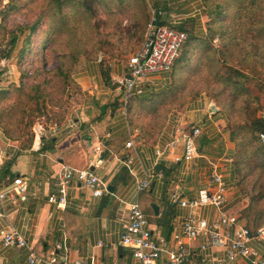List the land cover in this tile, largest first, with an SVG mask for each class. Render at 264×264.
<instances>
[{
  "label": "crops",
  "instance_id": "crops-1",
  "mask_svg": "<svg viewBox=\"0 0 264 264\" xmlns=\"http://www.w3.org/2000/svg\"><path fill=\"white\" fill-rule=\"evenodd\" d=\"M13 1L0 0V10ZM145 1L151 8L163 10L164 24L204 34V0ZM146 34L122 55L100 50L94 61L86 63L84 71L77 73L84 97L75 115L44 132L35 131L29 145L13 139L0 124L4 150L0 190L11 187L18 177L27 184L25 192L14 198L0 197V264H29L28 248L3 245V233L12 228L45 258L64 241L70 264L78 258L87 264H142L134 258L133 248L122 243L128 221L126 204L140 202L154 236L165 237L174 247L172 237L181 231L183 218L191 209L174 202L172 194L192 199L201 190L213 191V171L223 176L228 189L226 211L239 216L238 225L255 231L264 223V208L258 220L255 209L249 211L250 204L239 186L236 141L225 112L211 97L200 93L183 102L173 100L169 91L172 70L151 74L145 95L126 109L120 105L113 80L126 73L130 50L136 51ZM8 47L4 44L1 48ZM10 60L4 76L7 88L19 80L18 69ZM103 61L109 68L111 84L104 81ZM192 126H200L201 131L195 138L196 154L187 160L182 132H192ZM129 141L132 146L127 145ZM128 156L132 158L131 168L125 163ZM64 165L91 169L108 182L109 191L94 196L89 187L73 179L66 203L49 201L50 196L58 195L56 180ZM152 173L160 175L151 176L149 187L140 191L139 182ZM197 212L210 224L221 213L213 205L202 206ZM237 227L223 226L221 232L233 238ZM183 240L190 251V264H251L244 256L228 258L225 246L207 245L203 234ZM250 245L264 256V238L252 239ZM58 254L63 257L66 252L59 250ZM159 264H168L165 254Z\"/></svg>",
  "mask_w": 264,
  "mask_h": 264
},
{
  "label": "rangeland",
  "instance_id": "rangeland-1",
  "mask_svg": "<svg viewBox=\"0 0 264 264\" xmlns=\"http://www.w3.org/2000/svg\"><path fill=\"white\" fill-rule=\"evenodd\" d=\"M45 2L48 22L38 25L24 52L22 48L31 34L27 27L36 17L10 11L5 19L9 27L20 33L10 60L18 69L19 80L10 85L28 89L23 102L12 105L17 112L11 128L17 135L21 132V143H26L35 131L44 132L47 127L60 125L75 115L84 97L77 73L84 71L85 64L94 61L100 50L122 55L125 49L138 45L140 34L134 28L136 21L143 25L139 30L146 32L152 18V8L142 0H65L64 16L58 17L52 16L58 9L56 1ZM11 4L0 10V19ZM205 16L204 34L195 33L174 67V84L182 94L191 97L200 90L220 105L229 127L237 132L241 142L236 159L240 168L239 186L246 203L264 206V154L256 150L258 145L263 146L260 142L252 143L249 132L254 118H263L264 114V50L252 51L253 40L249 39L243 47L227 49L225 42L231 31L221 36L218 23L211 31L210 18ZM49 29L54 32L48 33ZM187 32L190 36L192 31ZM134 50H130L128 57ZM50 78L53 84L37 90L30 88ZM8 102L1 101L0 106L12 104Z\"/></svg>",
  "mask_w": 264,
  "mask_h": 264
},
{
  "label": "built area",
  "instance_id": "built-area-1",
  "mask_svg": "<svg viewBox=\"0 0 264 264\" xmlns=\"http://www.w3.org/2000/svg\"><path fill=\"white\" fill-rule=\"evenodd\" d=\"M163 11L157 7H152V18L148 24L146 38L141 46L129 55L126 64V73L113 80L116 86V93L119 103L126 109L135 98L145 95L147 87L151 82V74L157 72L172 71L180 58L183 49L189 39L187 31L176 28L168 24H160ZM9 66V59H0V92L7 88L4 80L5 68ZM264 118V114L262 115ZM200 126H192V132H182L185 139V157L192 160L196 154L195 138L200 133ZM259 140L264 146V131L259 134ZM133 142L129 141L128 146ZM174 143L171 144V147ZM4 150L0 146V161L4 157ZM131 168L132 158L128 156L125 161ZM160 173L146 174L139 182L138 189L144 191L151 182V176ZM215 189L213 191L201 190L199 195L192 199H184L179 193L172 194V200L181 206H187L191 212L183 218L181 231L173 235L172 247L170 241L163 236H154L150 228V222L145 214L140 202L127 203L128 221L125 224L122 243L133 248V256L142 264H159L163 254L166 255L168 264H190V251L184 243V238L194 239L200 235L207 237V245L225 246L227 256L235 259L238 256L249 258L251 264H264V256H261L254 247L250 245L252 239L264 238V223L257 230L238 225L239 216L226 211L228 202V189L223 176L213 171L211 174ZM73 179H77L81 184L89 187L94 196H103L108 189V182L98 176L89 168H76L64 165L56 180L58 195L49 197V201L58 205L66 203L67 188ZM26 181L22 177L14 180V184L5 190H0V197H11L25 192ZM213 205L220 210V217L210 224L206 218L201 217L197 210L202 206ZM1 215V213H0ZM237 225L235 236L230 237L229 233L221 232L223 226ZM3 245H15L29 249V264H70L68 259V246L66 243L58 242L56 249L50 258L37 254L32 244H30L15 229H9L3 233ZM206 248V246H203ZM59 250H65V256L58 254ZM72 264H87V260L78 258Z\"/></svg>",
  "mask_w": 264,
  "mask_h": 264
},
{
  "label": "trees",
  "instance_id": "trees-1",
  "mask_svg": "<svg viewBox=\"0 0 264 264\" xmlns=\"http://www.w3.org/2000/svg\"><path fill=\"white\" fill-rule=\"evenodd\" d=\"M55 1L57 3L58 9H56V12L55 11L53 12L52 16L58 17V16H61L62 14L64 16V7L66 4L65 0H55ZM142 2L144 3L145 6H147L145 0H142ZM45 4H46L45 0H14L11 6L9 5V8L3 13L2 20L0 22V59L2 58L10 59L11 58V55L15 50V47L17 45L19 35H20L19 32L14 31L5 22V19L9 15V12L10 11H13V13H26L27 12L26 15L28 18L30 16L36 17L31 23V25L27 27L31 30V34L26 40V47L22 48L23 49L22 52H24L28 50L31 44V36L36 31L38 25L42 22L44 24L48 22L47 13H46L47 8L45 7L46 6ZM159 9L162 10L161 8ZM204 12L210 18L208 24H209L211 31H212L213 25L217 23L219 26V30H222L221 36H226L229 33V31H231L229 34V38H226L227 41L225 42L227 49L229 47H235V48L243 47L245 43L248 42V39H249V40H253L250 44L252 51L258 52L262 48L264 50V13H262L264 12V0H204ZM145 16L147 17V15ZM227 22H230V24L224 27ZM159 23L164 24L162 20H160ZM142 26L143 25L141 22L136 21L134 28L136 30L138 29V33L140 34L138 40L143 38V35L145 33L144 29L143 30L141 29L142 31L139 30ZM179 29L188 31L185 28H179ZM52 32H54L52 29L48 30V33H52ZM6 35H8L7 38H6ZM195 35L196 34L194 32H191V35L189 36L187 44L188 42H190L191 39L195 38ZM4 44L9 45L7 50L5 48H1ZM43 47H45V43ZM179 60H177L176 64L178 63ZM181 61H182V58H181ZM61 67L62 65L58 69L57 74H60ZM101 67H102L104 81L107 84H111L112 82L110 79L109 68L108 66L105 65L104 61L102 62ZM175 76H176L175 71H173V83L169 91L174 93L175 97H173V100L178 99L176 100V102L178 101L183 102L187 99L196 97L197 95L201 93V91L198 90L191 97H189L185 93L182 94L181 92H178V87L176 86V84H174ZM230 79L231 78H228L227 80L230 81ZM52 81L53 80L50 78L48 80H44L42 85L34 84V85H31L30 88H35V90H37V89L42 88L43 86L53 84ZM27 90L28 89L24 87L23 85L17 86L16 84H11L9 85L8 88L0 92V102L6 100L7 103H9L8 101L12 103L10 105L8 104V106L6 107L0 106V124L4 127L7 134L11 136L13 139H19L21 137V132H19V135H17L16 131L11 128L14 114L17 112L16 109L13 110L12 105L13 103L19 104L21 100L24 99V95ZM174 90L179 94H176ZM135 99H133L131 103ZM171 103L174 104V101H172ZM99 114L102 115V112H99ZM249 129H250L249 132L252 134L250 137L251 142L252 143L260 142L259 134L261 131H264V119L258 118V117L254 118L252 125L249 126ZM232 137L234 141H236L237 152H238V148L241 146V142L239 141L237 132L234 129H232ZM31 140H32V135L30 138H28L26 143H28L29 145ZM263 148L260 145H258L256 147V150L258 152L262 151V153L264 154ZM236 165H237V174H238V179H239V184H240L241 183L240 168L238 166L237 159H236ZM262 208H264V206H262L260 203H257V204L253 203L249 206V211L251 209H255L254 211L257 214L254 216L255 220H258L259 213L262 214L261 213L263 210Z\"/></svg>",
  "mask_w": 264,
  "mask_h": 264
},
{
  "label": "water",
  "instance_id": "water-1",
  "mask_svg": "<svg viewBox=\"0 0 264 264\" xmlns=\"http://www.w3.org/2000/svg\"><path fill=\"white\" fill-rule=\"evenodd\" d=\"M102 109H103V111L105 110V106H104V105H103ZM156 208H157V207H156Z\"/></svg>",
  "mask_w": 264,
  "mask_h": 264
}]
</instances>
